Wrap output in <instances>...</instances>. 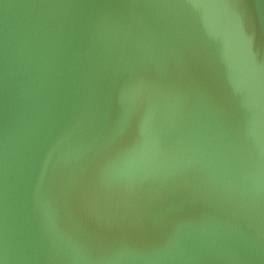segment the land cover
Wrapping results in <instances>:
<instances>
[{
    "label": "water",
    "instance_id": "95a60500",
    "mask_svg": "<svg viewBox=\"0 0 264 264\" xmlns=\"http://www.w3.org/2000/svg\"><path fill=\"white\" fill-rule=\"evenodd\" d=\"M0 264H264V0H0Z\"/></svg>",
    "mask_w": 264,
    "mask_h": 264
}]
</instances>
